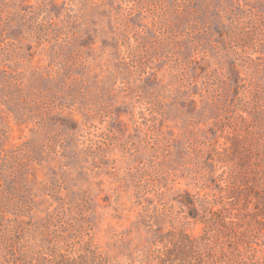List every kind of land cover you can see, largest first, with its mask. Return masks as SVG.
<instances>
[{
	"label": "rangeland",
	"instance_id": "374dc122",
	"mask_svg": "<svg viewBox=\"0 0 264 264\" xmlns=\"http://www.w3.org/2000/svg\"><path fill=\"white\" fill-rule=\"evenodd\" d=\"M55 245L264 264V0H0V264Z\"/></svg>",
	"mask_w": 264,
	"mask_h": 264
},
{
	"label": "trees",
	"instance_id": "16d2710c",
	"mask_svg": "<svg viewBox=\"0 0 264 264\" xmlns=\"http://www.w3.org/2000/svg\"><path fill=\"white\" fill-rule=\"evenodd\" d=\"M192 204V203H190ZM206 226L204 230V236L200 240H190L188 239L190 247H196L202 252L204 249L209 247L212 242L220 237L219 233L223 231L218 230L215 226H223L222 216H217L214 213V217L208 218L206 215L203 217L202 221ZM56 246L52 249L50 254L42 257L40 264H111V262L99 254L97 251L90 248H86L84 251H77L75 253L68 252V249L63 250V252ZM203 255H201L202 258ZM199 258V259H201Z\"/></svg>",
	"mask_w": 264,
	"mask_h": 264
}]
</instances>
